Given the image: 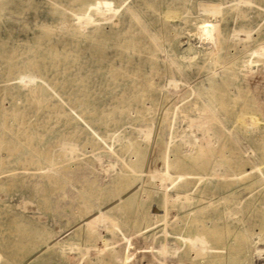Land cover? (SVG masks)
Listing matches in <instances>:
<instances>
[{
	"label": "rangeland",
	"instance_id": "374dc122",
	"mask_svg": "<svg viewBox=\"0 0 264 264\" xmlns=\"http://www.w3.org/2000/svg\"><path fill=\"white\" fill-rule=\"evenodd\" d=\"M208 18L226 57L199 36ZM191 131L198 144L178 136ZM165 155L177 160L166 190L192 173L171 205ZM0 252L264 264V0H0Z\"/></svg>",
	"mask_w": 264,
	"mask_h": 264
},
{
	"label": "bare ground",
	"instance_id": "6f19581e",
	"mask_svg": "<svg viewBox=\"0 0 264 264\" xmlns=\"http://www.w3.org/2000/svg\"><path fill=\"white\" fill-rule=\"evenodd\" d=\"M173 2H177V4L179 5V7H181V8H186V0H172ZM248 1H246V3H247ZM96 7V6H95ZM94 8V7H93ZM199 8L201 9V11L204 13H208V14H211V15H219L220 14V12H221V10L222 9H218L217 11H216V8H213V9H211V8H209L205 3H202L201 5L199 4ZM97 9L98 10H100V9H102V10H105V11H110L111 9H108V7H105V6H103V4H101V3H98L97 4ZM200 11V12H201ZM91 15H93V14H91ZM111 15V14H110ZM74 16H76V18H77V23L79 22L78 20H80V21H82V20H85L86 19V21H89L90 20V22H91V16L90 15H87V16H85V17H83V16H81V15H79V14H75ZM168 22V21H167ZM87 23H89V22H87ZM65 24V23H64ZM80 24V23H79ZM91 24V23H90ZM84 28H85V25H84ZM83 29V28H82ZM197 29H198V32H199V36H200V38H201V40L206 44V45H208L209 47H212L211 48V50H212V52L214 53V54H216V55H218L219 56V54H221L222 53V55H224V57H226L227 55H228V52L226 51V49H227V38L225 37V35L222 33V31H221V28H220V26H219V24L217 23V21L215 20V19H210V18H208V19H204V20H202L201 22H200V24L198 25V27H197ZM60 30V29H59ZM248 30H249V28H248ZM245 31V30H244ZM241 32V31H240ZM242 34V33H241ZM243 34H244V36H243ZM242 34V36L244 37L243 38V40H244V42H243V45L242 46H244V44H245V46H246V44H249L250 42V32H247V31H245L244 33ZM236 35V34H235ZM234 35V38L236 37ZM238 35V34H237ZM242 38V37H241ZM248 46V45H247ZM240 47V46H239ZM244 65V64H243ZM247 65V64H246ZM245 65V66H246ZM248 67V66H247ZM178 71V70H177ZM173 75V74H172ZM174 78V77H173ZM24 80V79H23ZM27 80H29V79H26V81ZM30 80H33V79H30ZM20 81H21V79H20ZM168 82V81H167ZM32 83V82H31ZM175 83V82H174ZM42 84V83H41ZM168 84V83H167ZM171 84H173V82L171 83ZM197 94V93H196ZM128 98V97H127ZM255 98V97H254ZM263 102V101H262ZM259 104V103H258ZM195 106V105H194ZM175 107H176V105H175ZM207 107V106H206ZM177 108V107H176ZM208 108V107H207ZM178 109V108H177ZM179 110V109H178ZM210 110V109H209ZM206 111H208V109L206 110ZM72 112V111H71ZM263 112V111H262ZM212 113H214V112H212ZM243 117V116H242ZM241 117V118H242ZM254 117V116H253ZM239 118H240V116H239ZM244 119V118H243ZM237 120V119H236ZM238 122H239V120H237ZM254 121H256L255 119H254ZM222 123V122H221ZM244 124H245V122H243ZM257 123V122H256ZM243 124V125H244ZM246 125V124H245ZM197 127H199V125H197ZM145 129V128H144ZM148 129V128H147ZM146 129V130H147ZM143 130V129H142ZM151 130V129H150ZM199 130H201V129H199ZM203 130H201L200 131V133L202 132ZM197 132H199V131H197ZM191 135H188V134H186V133H181V134H179L178 136H180V138L183 140V141H185V142H189V143H191V142H194V143H196L197 142V144H198V139H197V137L195 136L196 134H194V132H192L191 131ZM195 133H196V131H195ZM200 133H199V135H200ZM231 133V132H230ZM202 134V133H201ZM204 134V133H203ZM169 143V142H168ZM188 143V144H189ZM201 144V143H200ZM67 145V143L65 144V146ZM204 146V145H203ZM239 146V145H238ZM112 147V146H111ZM240 147V146H239ZM201 148V147H200ZM64 150H63V155H64V157L65 158H73L74 156H75V152H76V150H78L77 149V145L76 144H73V143H69L68 145H67V147H66V149H65V147L63 148ZM204 149V148H203ZM203 149L201 150L200 149V151H202L203 152ZM110 150H112V149H110ZM79 151V150H78ZM209 153V152H208ZM203 154V153H202ZM76 157V156H75ZM165 160H164V162H163V168L160 170L161 172H160V174H162L161 175V188L163 187V186H165V187H163L165 190H166V188L169 186V185H171L175 180H173L172 179V177H173V168H174V165L176 164V161L177 160H175V161H172V160H170L169 159V157H166V155H165ZM205 158V157H204ZM248 158V157H247ZM210 160H211V158H210ZM49 164V163H48ZM221 166V165H220ZM261 166V165H260ZM219 168V167H218ZM258 169H259V166H258ZM257 169V170H258ZM46 171H47V169H45ZM214 170V169H213ZM218 171H219V169H217ZM249 171V170H248ZM259 171V170H258ZM156 172V174L158 173L157 172V170L156 171H154V173ZM260 172V171H259ZM216 173H218V172H216ZM160 174H159V176H160ZM192 173H190V172H184V173H179V175L177 176V178L178 179H180L179 180V182L177 183V188H179L176 192H169L168 190H166V193H164L165 194V196H163L164 198H162V200L164 199V201H165V205H167V204H170V203H168V202H176V201H178L179 200V195H178V193H179V191L181 190H186L187 188H188V186H189V184H190V181H188V180H186V179H188L189 178V176L191 175ZM158 175V174H157ZM154 176V175H153ZM227 176V175H226ZM201 177V176H200ZM216 177H218V176H216ZM152 178V177H151ZM225 178V177H224ZM227 178V177H226ZM198 179H199V177H198ZM160 184V183H159ZM170 187V186H169ZM168 187V188H169ZM167 188V189H168ZM182 196V195H181ZM22 198V197H21ZM55 198V197H54ZM184 198H185V196H184ZM184 198H183V200H184ZM200 198V197H199ZM186 199V198H185ZM120 200H122V198H120ZM199 200V199H198ZM201 200V199H200ZM21 202V201H20ZM26 202V201H25ZM164 203V202H163ZM209 203V202H208ZM20 204V203H19ZM26 203H24V205H25ZM32 205V204H31ZM164 205V206H165ZM171 205V204H170ZM33 206V205H32ZM184 207H186V204L184 205ZM36 208V207H35ZM238 208V207H237ZM22 209V208H21ZM105 209V208H104ZM25 210H26V208H25ZM158 211L159 210H157V209H153V213H154V215H152L151 214V216H153V217H155V218H158L159 217V215H158ZM165 211H166V209H165ZM36 213H37V211H36ZM102 213H104L103 212V210H100L99 212H98V214L97 215H102ZM35 215V214H34ZM164 215H165V212H164ZM36 217V216H35ZM40 218L41 217H39V219L38 220H40ZM176 219V218H175ZM174 219V220H175ZM96 221V220H95ZM176 221H174V223H175ZM175 225V224H174ZM137 236V235H136ZM257 237V236H256ZM254 239H256V238H254ZM261 244V243H260ZM259 245V244H258ZM261 246V245H260ZM65 248L66 247H62L61 248V251L62 252H64V250H65ZM256 250V249H255ZM254 249H253V251H255ZM255 254V253H254ZM256 256V255H255ZM254 258V257H253ZM257 260V259H256ZM6 261H7V259H6V257H5V255L2 253V252H0V264H5L6 263ZM254 263V262H253Z\"/></svg>",
	"mask_w": 264,
	"mask_h": 264
}]
</instances>
